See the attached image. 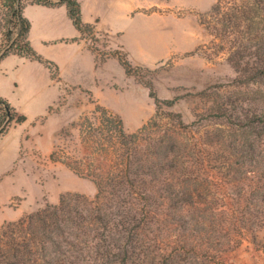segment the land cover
I'll return each mask as SVG.
<instances>
[{
  "label": "trees",
  "instance_id": "trees-1",
  "mask_svg": "<svg viewBox=\"0 0 264 264\" xmlns=\"http://www.w3.org/2000/svg\"><path fill=\"white\" fill-rule=\"evenodd\" d=\"M28 4H64L81 36L94 28L83 22L79 0H0V59L36 60L59 80L56 63L30 45ZM200 22L237 73L230 86L248 91L213 96L187 123L162 110L175 98H159L141 79L155 113L133 131L96 104L100 117L88 126L83 157L53 158L56 144L50 153L91 180L94 195L64 192L56 203L3 221L0 264H218L245 232L264 228V0H215ZM14 28L19 39L10 41ZM112 56L126 75L136 74L127 52ZM16 113L0 97V135L25 120Z\"/></svg>",
  "mask_w": 264,
  "mask_h": 264
},
{
  "label": "rangeland",
  "instance_id": "rangeland-1",
  "mask_svg": "<svg viewBox=\"0 0 264 264\" xmlns=\"http://www.w3.org/2000/svg\"><path fill=\"white\" fill-rule=\"evenodd\" d=\"M82 1L88 13L90 0ZM97 2L113 29L112 33L94 29L81 36L94 54L92 68L90 64L86 69L83 61L79 72H66L67 82L59 77L44 84L29 77L35 68L28 61H21L16 70L0 71V97L28 118L24 128L30 130L11 167L9 164L0 172V226L45 203H56L64 192L94 195L91 180L62 162L52 161L50 153L56 144L53 158L78 161L83 157L88 126L97 124L100 117L92 112L96 104L118 114L128 131L140 127L155 113L153 99L141 79L151 83L159 98H175L172 106L164 105L162 110L181 113L187 123L200 117L199 112L213 96L232 98L249 89L230 86L237 73L227 54L215 53L217 45L211 43L200 22L201 17H208L215 0H134L143 14L132 18L114 16L112 11L105 14L107 0ZM30 10L40 16L35 7ZM10 34V41L19 39L17 29ZM50 46L51 53L72 50L61 44ZM113 52H127L132 65L137 66L136 74L126 75L116 60L103 64ZM211 92L215 94L208 96ZM49 106L52 110L48 113ZM78 116L85 119L76 120ZM74 120V126L68 125ZM218 264H264V228L245 232L240 245L225 252Z\"/></svg>",
  "mask_w": 264,
  "mask_h": 264
},
{
  "label": "crops",
  "instance_id": "crops-1",
  "mask_svg": "<svg viewBox=\"0 0 264 264\" xmlns=\"http://www.w3.org/2000/svg\"><path fill=\"white\" fill-rule=\"evenodd\" d=\"M79 1L83 22L91 24L95 30L101 28L112 33L113 28H110L112 25L102 17V12H100L102 10L97 0H90L89 3H87L89 9L88 13H85V4L83 1ZM104 5L105 8L103 12L105 14L112 11L114 16L122 14V16L126 18H132L143 14L139 4L134 2V0H107ZM31 7H35V9L38 10L39 17L33 14V11L30 10ZM23 15L30 22L28 33L30 45L41 56L51 61L53 60V62L56 63L60 81L62 79L67 82L66 80L68 78L65 75L67 71H72L74 73L79 72L82 68L83 61L86 64V69H88L90 64H92L90 68L93 67L95 63L94 54L86 45L79 31L72 24L64 4L57 6L28 4L23 8ZM56 44L67 46L72 48V50L70 52L51 53L48 47H52L50 45ZM77 59H79L78 62H76ZM111 60L117 61L116 58L109 57L103 64ZM21 61H28L34 65V73H30V78H36L43 84L45 82H52L50 72L43 63L16 54H8L0 59V71L2 68L4 73L8 71V68L10 69L9 71L16 70ZM15 111L22 114L16 109ZM27 120L28 118H25V120L20 123L13 122L8 126L6 131L0 135V172L6 170L9 164L11 167L19 153L23 141H25L26 136L29 135L30 130L24 128ZM18 128H22V130L17 132Z\"/></svg>",
  "mask_w": 264,
  "mask_h": 264
}]
</instances>
